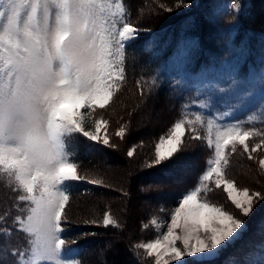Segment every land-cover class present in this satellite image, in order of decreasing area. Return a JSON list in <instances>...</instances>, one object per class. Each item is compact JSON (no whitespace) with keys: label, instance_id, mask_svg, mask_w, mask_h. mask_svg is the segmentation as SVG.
I'll use <instances>...</instances> for the list:
<instances>
[{"label":"snow or ice","instance_id":"6c2138e0","mask_svg":"<svg viewBox=\"0 0 264 264\" xmlns=\"http://www.w3.org/2000/svg\"><path fill=\"white\" fill-rule=\"evenodd\" d=\"M141 30L125 18L121 0H0V180L7 182L6 190L0 184V238L23 236L15 252L6 251L13 264H82L68 256L77 244L75 237L65 235L72 222L68 219L71 187L76 183L99 186L104 181L75 162L69 141L79 135L116 149L107 135L109 121L97 109L109 106L121 89L126 79V43L134 41ZM152 46V41L146 45ZM193 46L198 47V41L182 39L177 57H187ZM210 95L215 104V89ZM219 102L229 105L227 99ZM208 103L201 100L200 107ZM200 121L197 115L195 121L174 122L159 136L147 168L166 173L180 160L187 144L185 128L192 129ZM207 129V146L214 149V155L207 160L198 185L183 193L178 206L169 210L162 239L158 236L135 245L154 257L155 264H170L164 259L168 255L177 264H189L185 257L191 258V264H214L224 249L240 239L247 218L264 201V191L238 188L227 171L226 149L231 145L236 152L238 143L247 152L246 140L254 133L238 123L214 128L211 119ZM115 136L126 139L125 127ZM127 156L132 158L134 151L129 149ZM259 164L264 169V159ZM215 189L226 193L234 209L211 201ZM83 222L100 223L96 219ZM102 224L121 227L108 211L102 215ZM260 229L264 235V223ZM229 264L237 262L230 259ZM238 264L253 262L242 259ZM259 264H264V254Z\"/></svg>","mask_w":264,"mask_h":264},{"label":"rangeland","instance_id":"374dc122","mask_svg":"<svg viewBox=\"0 0 264 264\" xmlns=\"http://www.w3.org/2000/svg\"><path fill=\"white\" fill-rule=\"evenodd\" d=\"M188 1L178 3L181 5L178 9H181L179 14L182 18L178 22L177 34L172 38H167L164 32L149 33L148 30H141L139 35L149 34L145 36V44L143 43L140 47L141 50L157 48L159 47L157 45L159 41L168 43V47L172 48L167 58L168 61L160 66L157 74L160 76V73L163 72V75L171 81L180 93L191 89L193 98L183 104L182 109L177 110L178 113L173 109L172 103H168L169 106L167 107L163 105L164 107L154 108L151 104H146L151 99H148L150 93L146 90L148 85L145 83L144 88L137 85L129 86L125 79L110 105L102 110L97 109V113L109 121L108 138L111 143L117 145V150L121 151L126 148L125 156L127 160L122 163L113 160L110 155H104L102 151L103 144L89 142L85 138L88 149L91 150V157L89 159L90 164L82 169L98 176L100 179L103 172L108 175L106 177L109 181L106 184H109L112 189L110 192L114 191L115 193L103 195V198L106 199L109 196L108 198L114 206L110 205L111 209L105 211H108L121 225L119 228L115 226L104 227L102 215L105 211L100 217L99 215L95 217L93 210L86 211L87 217L100 221V223H96L97 225L93 223L98 229L109 228L111 230L110 234L101 235L102 240H97L95 243L96 260L103 261L105 264H109V258L105 256L106 252L115 243L124 239L127 240V237L134 239L135 245L147 243L158 236L162 239L163 232H161V228L164 232L167 231L165 224L166 217H169V211L163 214H159V211H157L155 215L151 216L147 211L151 210L150 208L153 206L152 199L149 200V196L152 195L150 193H158L159 197L162 196L166 200L170 198L169 195H161V187L155 183L152 184V190L147 191L148 193L141 190L144 183L142 184L139 181L144 179L136 174L134 169L147 167L151 163L159 136L166 133L178 119L195 121L197 115L201 117V121L196 123L194 128H185L184 139L187 140V144L180 153L184 157H180V160L175 163L176 168L170 169L171 166H169L166 173H160L162 178H170L167 186L165 184L163 189L173 191L174 188L182 184H190L193 177H195L192 169L200 159H203L205 161L203 170L198 174V177L196 176L197 179L194 185L187 190L198 185V178L206 170L207 160L214 155V149L210 150L207 146L209 139L207 121L211 119L214 128L223 124L238 123L242 128L254 133L246 140L247 152L244 151V146L238 143L236 144V152L231 151V145L226 149L229 158L227 171L229 178L233 179L238 188L264 191V169L259 164V161L264 159V83L261 82L264 78V21L259 25L253 21L252 13L257 9L256 0ZM260 1L262 3L258 4V9L264 12V0ZM203 22L205 24L216 22V29L204 35L201 24ZM195 37H198V40L202 42L201 44L205 46V49L209 50L208 53L210 54L208 59L202 60L199 67H194H198L196 69L198 71L194 73L188 68L189 55L178 58L177 52L182 39L196 40ZM149 41L153 42L151 48L146 47ZM130 43L132 41L126 43V50ZM126 64L127 58L125 57V66ZM205 64L207 66L203 68ZM125 75L127 77V72ZM135 89L137 92L135 98L129 97ZM213 89L217 93L215 104L212 103V96L210 95ZM221 89L224 90L222 93L220 92ZM221 98L229 101L228 107L219 102ZM201 100L208 101V106L201 108ZM224 112H229V115L225 116ZM95 118L93 117V120ZM121 126L126 129V139L115 136V132ZM90 127L95 131L93 124L90 123ZM145 128L150 131L160 128L161 130H158L156 136H153L150 141H141V137H135V132H141ZM100 135H105L103 129ZM214 135L215 132L213 131L212 136L214 137ZM193 137H201V139H198L201 141L199 143L195 142L197 139H193ZM199 145L201 146L199 147ZM257 145L259 147L256 152H252L251 149ZM129 149L134 151L132 158L127 156ZM201 149L204 150L203 154H199L202 151ZM205 150L207 154L205 153L206 158L204 159ZM189 153L191 157L186 158L185 155ZM129 159L134 161H128ZM157 176L151 175L150 178H156ZM1 181L4 190H6V180ZM187 190L181 192L178 198ZM125 193H127V196ZM210 198L213 203L225 206L230 210L234 209V205H231L222 189L212 191ZM75 205V201H72L68 209V216L74 211ZM174 206L178 205L175 203L170 210L174 209ZM125 215L128 217L127 219ZM134 218H137L136 225ZM154 221L155 223H153ZM167 222H170V219ZM246 223L247 227L240 239L224 249L221 255L216 258L214 264H229L230 259L236 261L237 264L242 259L251 261L253 264H259L262 254H264V243H262L264 242V235L261 234L260 229V225L264 223V201L257 204L254 213L250 218H247ZM144 224H148V227L144 228ZM87 235L92 234L88 233L82 236L86 237ZM22 240L23 236L15 234L0 238L1 264H5V262L8 264V261L13 263V257L6 254V251L11 249L15 252ZM179 246L183 247L182 244H179ZM19 250L23 251L24 249L20 248ZM138 250L140 255L147 260L146 264H155L154 257H148L143 249ZM77 255V248H73V251L68 253V256L75 259H77ZM164 259L168 260L170 264H177L170 255L165 256ZM185 259L191 264L190 257H185Z\"/></svg>","mask_w":264,"mask_h":264},{"label":"trees","instance_id":"16d2710c","mask_svg":"<svg viewBox=\"0 0 264 264\" xmlns=\"http://www.w3.org/2000/svg\"><path fill=\"white\" fill-rule=\"evenodd\" d=\"M182 1L185 0H121V2L124 3L125 6V18L130 20L133 26L138 25L143 31L148 30L149 33L164 32V34L167 35V38H172L178 32V22L182 17H180L179 14V12H181V9H178L177 5ZM260 3H262V1L256 0L257 9L252 13L253 21H255V23H257L258 25L264 21V12L258 9V4ZM168 9H171V11H168ZM215 23H201L203 34L207 35L212 30H215ZM146 35L149 34L146 33L138 35L135 40L132 41V43H130L127 47L125 53V57L127 58L126 83H128L129 86L137 85L140 88H144L147 84L148 86L146 90L148 93H150L148 99L151 98L148 102H146L147 105L151 104L154 108H158L164 107L163 105H166L167 107L169 106L168 103H172L171 105L176 112L178 109H182L183 104H186L193 98V92L191 91V89H189L180 93L178 92V89L174 87V85H172L171 81L165 75H163V72L160 73V76L157 74L160 66L168 61L167 58L172 48L168 47L167 42L161 43L159 41L157 43L159 47L150 50H141L140 47L146 40ZM195 39L196 41H198V47L193 46L188 56V68L191 71H194V73L198 71L196 69L200 66L202 60L208 59V56L210 54L208 53L209 50L205 49V46L201 44L202 42L198 40V37H195ZM196 66L198 67L194 68ZM206 66L207 64H205L203 68H205ZM154 77L156 78V83H153ZM136 93L137 92L135 89L132 95L130 94V96H128H132L135 98ZM158 130H161V128L157 130L155 129L153 131L145 128L141 132H135V137H141V141H150L153 136H156ZM200 141L201 140L197 139L195 142L199 143ZM102 146L104 147L102 149L104 155H110L111 157H113V160L120 161L121 163L124 160H127L125 156L126 148H123L121 151H119L117 150L118 147H116V149H111L105 145ZM200 146L201 145H199V147ZM69 147L70 150L74 152L75 162L78 165L82 166L83 168L90 164L89 159L91 157V150L88 149V144L85 142V138L83 136L77 135L72 137V139L69 141ZM203 151L204 150H202L201 153H199V151L198 153L203 154ZM205 153L207 154L206 150L203 155L204 159L206 158ZM185 156H187L186 158H189L191 157V154L189 153ZM180 157L183 158V154H180ZM132 160L133 159H129L128 161ZM95 164L96 163L94 162V165ZM204 165L205 161H203V159H200L198 164L192 169V173L193 175H195V177H193L191 183L182 184L181 186L174 188L173 191H169V189H163L165 184L167 186L168 180H170V178H162V176H160V173H162L161 171H153L151 169H148L147 167L135 168L134 172L136 174H139L144 179L139 181L142 182V184L144 183L143 187H145V185H152L153 183H155L156 185H159L161 187V195L163 194L165 196L167 194L170 197L166 200L162 198V196L159 197V195H157L158 193H150L152 195L151 197L149 196V200L152 199L153 205L152 208H150L151 210L147 211L150 216L155 215L157 211H159V214L167 213L176 203V199L178 198L179 194L194 185L197 179L196 176L198 177V174L203 170ZM170 166V169L176 168L175 163ZM98 173L101 174L100 171H98ZM106 175L107 174L105 172L100 175L101 179L104 181V184L102 185L97 186L88 183H76L71 187V202L75 201L76 205L74 211L68 216V219L72 222L68 224L65 235L67 237L76 238V246L79 248L77 259L80 260L82 264H105L103 261L99 262L96 260L95 243L97 240H102L101 235L110 234L111 230L109 228L98 229L95 226L96 223H84L83 221L84 219H93L92 217H87L86 211L88 210H93L95 217L98 215L100 217V215L106 209H111L110 205L114 206L113 202L109 200V196L106 199L103 198V195L105 196L107 194L115 193L114 191L110 192V190L112 189L109 187V184H106L107 181H109L107 180L108 177H106ZM151 175L158 176L156 178H150ZM0 184L3 185L1 180ZM5 184L7 185V183ZM89 190L90 192H88ZM145 192L148 193L147 191ZM3 207L7 209V203H5ZM125 218L127 219L128 217L125 215ZM136 219L137 218H134L135 225L137 221ZM88 233H91L92 235H87L86 237L82 236ZM127 238L129 240H121L115 243L113 247L108 249L105 256L109 258V264H146L147 260L143 256H141L139 250L135 248L134 239L132 240L130 237ZM8 264L13 263L11 261H8Z\"/></svg>","mask_w":264,"mask_h":264},{"label":"clouds","instance_id":"9594fccd","mask_svg":"<svg viewBox=\"0 0 264 264\" xmlns=\"http://www.w3.org/2000/svg\"><path fill=\"white\" fill-rule=\"evenodd\" d=\"M34 162H35L36 166L39 167V165H40V159H39V156H36V157L34 158Z\"/></svg>","mask_w":264,"mask_h":264},{"label":"bare ground","instance_id":"6f19581e","mask_svg":"<svg viewBox=\"0 0 264 264\" xmlns=\"http://www.w3.org/2000/svg\"><path fill=\"white\" fill-rule=\"evenodd\" d=\"M246 250V249H245ZM244 253V252H243Z\"/></svg>","mask_w":264,"mask_h":264}]
</instances>
